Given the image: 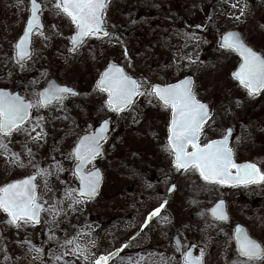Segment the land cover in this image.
Here are the masks:
<instances>
[{
  "label": "rangeland",
  "instance_id": "rangeland-1",
  "mask_svg": "<svg viewBox=\"0 0 264 264\" xmlns=\"http://www.w3.org/2000/svg\"><path fill=\"white\" fill-rule=\"evenodd\" d=\"M40 1L45 29L43 35L35 33L32 55L19 66L15 42L29 15V0H0V87L35 100L54 78L79 95H66L62 105L34 108L28 127L42 116V128L8 138L23 165L0 150V186L35 174L33 165L50 168L48 176L36 179L45 205L39 223L17 227L0 210V264H95L100 255L117 250L108 264H183L175 234L186 246L205 248L204 264H231L238 257L236 223L264 242V181L229 187L204 181L191 168L178 170L165 148L171 111L148 94L152 85L193 77L197 99L211 109L200 142L232 128L235 159L255 162L264 171V90L250 94L233 76L240 58L220 41L224 32L237 29L264 54V0H110L105 17L110 34L89 37L75 52L70 41L75 25L56 0ZM111 60L137 75L146 92L122 112L107 106V93L96 85ZM107 118L113 127L103 153L88 166L103 172L100 191L73 204L65 194L79 188L73 149L83 133ZM37 132L41 138L32 139ZM174 178L176 187L168 196ZM222 197L230 222L209 213ZM165 200L161 215L143 227ZM76 243L81 252H73Z\"/></svg>",
  "mask_w": 264,
  "mask_h": 264
},
{
  "label": "snow or ice",
  "instance_id": "snow-or-ice-1",
  "mask_svg": "<svg viewBox=\"0 0 264 264\" xmlns=\"http://www.w3.org/2000/svg\"><path fill=\"white\" fill-rule=\"evenodd\" d=\"M110 0H56V6L64 15L70 18L75 25L74 34L70 37L72 51L75 52L89 37L108 36L105 29V17ZM42 2L31 0L30 17L26 29L15 45L17 62L31 57V42L34 29L43 28L41 14ZM59 14V13H57ZM40 35L43 32L40 31ZM223 47L233 49L242 57L239 70L233 75L249 90L250 94H257L264 90V54L255 51L237 32H228L223 35ZM97 89L107 93V106L115 112H122L134 103L138 95L146 94L142 91L139 81L130 76L124 68L113 63L100 76ZM75 94L71 87L49 82L48 87L38 93L35 100L26 99L24 96L0 89V150L5 155L15 157L13 163L23 165L20 154L12 152L9 148V137L14 132L24 131L29 133L36 127L42 128V116H37V123L31 129L28 122L32 117L34 108H47L54 104L62 105L66 95ZM165 108L171 111L169 124L168 143L166 150L174 156L176 168L198 171L204 181L218 184L247 185L264 181V171L253 162L237 163L234 149L230 146L232 129H226L218 139L200 142V135L206 121L210 117L208 105L196 98L193 91L192 79L186 78L173 84H155L151 92ZM109 121L104 120L98 131H91L80 138L73 149L76 159L75 175L79 177L80 187L69 188L66 195L71 196L73 204L85 199L95 197L102 182V173L99 168H88L102 152V141L106 139ZM42 132H37L32 139H39ZM191 148V150H189ZM31 155V149L25 148ZM37 171L22 179L14 180L0 186V210L7 213L9 223L20 226L21 222L39 223L43 204L37 192L36 177L48 176L50 168H39ZM62 170V169H61ZM175 185L169 191H172ZM167 201L160 204L148 216V221L161 215V209ZM55 211V208L52 209ZM211 215L217 220H228L225 202L219 201L210 209ZM167 218H165V221ZM147 223V222H146ZM234 239L237 245L238 257L231 264H264V242L254 238L242 226L235 229ZM75 238L66 243H74ZM180 244L179 240L177 241ZM127 245H125L126 247ZM179 250V248H178ZM37 251H42L37 249ZM81 246L76 243L73 252H81ZM117 253L100 255L95 264H108L112 256ZM183 264H204L205 250L201 247L199 255H194L192 246L183 251ZM243 258V259H241ZM62 259V257H57ZM85 259L87 257L85 256ZM139 264V261H136Z\"/></svg>",
  "mask_w": 264,
  "mask_h": 264
},
{
  "label": "water",
  "instance_id": "water-1",
  "mask_svg": "<svg viewBox=\"0 0 264 264\" xmlns=\"http://www.w3.org/2000/svg\"><path fill=\"white\" fill-rule=\"evenodd\" d=\"M38 2H41L40 0H38ZM42 7H43V10H44V6H43V3H42ZM30 11H31V0H29V15H28V17H27V19H26V22H25V25H24V28H23V31H22V33L20 34V36L18 37V39L16 40V42H15V45H16V43H17V41L19 40V38L23 35V32L25 31V29H26V23H27V20H28V18L30 17ZM43 12V11H42ZM106 20V19H105ZM41 21H42V24H43V28L42 29H40V30H35L34 29V31H33V34H32V42H31V50L33 51V49H32V45H33V37H34V34L37 32V31H43L44 29H45V24H44V21H43V16H42V14H41ZM105 29H106V31L110 34V27H109V25H108V23L106 22L105 23ZM237 32V33H239L240 35H241V37L243 38V40L249 45V46H251L246 40H245V38L243 37V35L241 34V32L239 31V30H237V29H233V30H228V31H226V32H224L223 34H222V36H221V44H222V46H223V39H222V37H223V35H225V34H227L228 32ZM74 34V32L71 34V36ZM101 37H107V36H101ZM80 46H78V48H79ZM252 47V46H251ZM71 48H72V44H71ZM253 48V47H252ZM255 51H257L255 48H253ZM233 50V49H232ZM235 51V50H234ZM236 52V51H235ZM259 52V51H258ZM238 55H239V53L238 52H236ZM31 55H32V52H31ZM239 57H240V59H241V61H240V63L242 62V57L239 55ZM15 59H16V62H17V58H16V54H15ZM28 58H26L25 60H23V61H21V62H17V64L20 66V65H22V64H24L25 63V61L27 60ZM113 63H115L116 65H118V66H120V67H122V68H124V70L130 75V76H132L134 79H136L137 81H138V79H137V77L136 76H134L133 74H130L126 69H125V67L123 66V65H121V64H119L118 62H116V61H114V60H111V61H109V63L104 67V69L102 70V72H101V74L110 66V65H112ZM240 63L237 65V67L234 69V71H233V73H235L236 71H238L239 70V65H240ZM101 74H100V76H101ZM100 76L98 77V80H97V82L99 81V79H100ZM234 76V75H233ZM191 78L192 79V81H193V86H194V78L193 77H191V76H186V77H184L183 79H180V80H184V79H186V78ZM235 77V76H234ZM236 78V77H235ZM179 80V81H180ZM56 82V83H58V84H61V83H59L56 79H54V78H52V79H50L48 82H47V84H46V86L44 87V88H46V87H48V85H49V82ZM178 82V81H177ZM177 82H174V83H177ZM171 84H173V83H171ZM62 85H65V84H62ZM66 86H68V85H66ZM69 87V86H68ZM44 88H42L41 89V91L44 89ZM0 89H6L7 91H10V92H13V93H18V94H20V92L18 91V90H15V91H12L11 89H9V88H4V87H0ZM73 89V88H72ZM74 90V89H73ZM74 93H75V95L76 94H78V92L76 91V90H74ZM21 95V94H20ZM138 96H136L135 98H134V101H135V99L137 98ZM108 98V97H107ZM202 102V101H201ZM203 103H205V102H203ZM205 104H207V103H205ZM208 105V104H207ZM208 109H209V112H210V114H211V111H210V107H209V105H208ZM210 118V117H209ZM104 120H108L109 121V125H108V130H107V134H106V138H107V136H108V133H109V130H110V128H111V120L110 119H104ZM104 120H102L100 123H99V125L95 128V130L94 131H98L99 130V128L102 126V124H103V122H104ZM209 120V119H208ZM208 120L206 121V123L208 122ZM205 123V124H206ZM229 129V128H228ZM231 129V128H230ZM89 133V132H88ZM88 133H85V134H83V135H81L80 136V138L81 137H83L84 135H86V134H88ZM232 133H233V130H232ZM232 133H231V136H230V145H231V140H232ZM170 134V133H169ZM80 138H79V140H80ZM79 140H78V142H79ZM104 141V140H103ZM102 141V142H103ZM77 142V143H78ZM102 152H103V147H102ZM101 152V153H102ZM99 156V155H98ZM175 162V161H174ZM245 162H251V161H244V162H240V163H245ZM254 163V162H253ZM87 167H88V165H87ZM75 168H76V166H75ZM100 169V168H99ZM101 170V169H100ZM182 171H186V170H183V169H181ZM101 173H102V177H103V172H102V170H101ZM24 178V177H23ZM37 178V177H36ZM22 179V178H21ZM102 181H103V179H102ZM12 182V181H11ZM263 181H260V182H256V183H254V184H259V183H262ZM10 183V182H9ZM101 184H102V182H101ZM101 184H100V186H99V189H98V192H97V194L99 193V190H100V187H101ZM176 185L175 184V182L173 181V183L171 184V186H170V188H172V185ZM222 185H228V186H235L234 184H222ZM79 187H80V183H79ZM169 188V189H170ZM175 189V188H174ZM174 189L172 190V191H168V195H171L172 193H173V191H174ZM96 194V195H97ZM95 195V196H96ZM221 200H223L224 202H225V206H226V209H227V204H226V201H225V199H219V200H217L211 207H210V209L212 208V207H214L219 201H221ZM43 204V203H42ZM43 209H44V204H43ZM42 209V210H43ZM210 209H209V212H210ZM228 212V211H227ZM41 213H42V211H41ZM41 213H40V219H41ZM210 214H211V212H210ZM229 214V213H228ZM149 216V215H148ZM154 218V217H153ZM153 218H152V220H153ZM151 220V221H152ZM229 220V219H228ZM228 220H223V221H228ZM151 221H148V217H147V220H146V222H145V224H144V226L143 227H145V226H147ZM220 221H222V220H220ZM242 226V227H244L246 230H247V228L243 225V224H241V223H239V224H237L236 225V227L237 226ZM236 227H235V229H236ZM248 231V230H247ZM179 240V242H180V244L178 245V243H177V241ZM174 242H175V244H176V246H177V248H179V253L180 254H183V243L181 242V240H180V238H179V236L178 235H176L175 237H174ZM192 251H193V254L195 255V249H194V247H192ZM119 253V250H117V251H115L114 253ZM117 254H114L113 256H112V258L113 257H115ZM111 258V259H112ZM110 259V260H111ZM109 260V261H110ZM108 261V262H109Z\"/></svg>",
  "mask_w": 264,
  "mask_h": 264
},
{
  "label": "flooded vegetation",
  "instance_id": "flooded-vegetation-1",
  "mask_svg": "<svg viewBox=\"0 0 264 264\" xmlns=\"http://www.w3.org/2000/svg\"><path fill=\"white\" fill-rule=\"evenodd\" d=\"M12 91H14V90H12ZM70 96H74V95H70ZM27 99V98H26ZM111 120V119H110ZM112 127H113V123H112V121H111V128H110V131H109V134H110V132H111V130H112ZM93 130H95V128L93 129ZM92 130V131H93ZM91 132V131H90ZM87 133V132H86ZM109 136V135H108ZM108 138V137H107ZM232 138H233V135H232ZM167 140H168V137H167ZM231 144H232V140H231ZM103 150H104V148H103ZM189 150H191V148H189ZM236 161H237V163H240V162H242V161H239V160H237L236 159ZM21 179V178H20ZM15 180H17V179H15ZM14 181V180H13ZM174 182H175V184H176V181H175V178H174V180H173ZM11 182V181H10ZM7 183H9V182H7ZM7 183H5V184H7ZM3 186V185H2ZM239 186H241V185H239ZM230 187V186H229ZM232 187V186H231ZM222 198H224V197H222ZM225 199V198H224ZM225 201H226V203H227V200L225 199ZM227 210H228V204H227ZM163 212V209H161V213ZM210 213V212H209ZM228 213H229V210H228ZM148 216V215H147ZM147 216H146V220H147ZM156 218H158V217H155V218H153V220L151 221V222H153ZM230 219H231V215H230V213H229V220L228 221H222V222H230ZM145 220V221H146ZM150 222V223H151ZM237 224H239V223H236L235 224V226H234V235H235V227H236V225ZM242 224V223H241ZM244 225V224H243ZM245 226V225H244ZM246 228H247V226H245ZM247 230H248V228H247ZM248 232H249V230H248ZM249 234H250V232H249ZM176 235H178V234H175L174 236H173V242H174V237L176 236ZM251 235V234H250ZM179 236V235H178ZM179 238H180V240H181V242L183 243V241H182V239H181V237L179 236ZM175 243V242H174ZM176 245V244H175ZM188 246H192V247H194V249H195V255H199V251H200V249H201V247L202 246H200V244H196V243H192V244H190V245H188ZM188 246H186V244H184L183 243V251L184 250H186L187 249V247ZM177 247V246H176ZM204 248V247H203ZM178 249V248H177ZM204 250H205V248H204ZM178 253H179V250H178ZM179 255H181L180 253H179Z\"/></svg>",
  "mask_w": 264,
  "mask_h": 264
},
{
  "label": "trees",
  "instance_id": "trees-1",
  "mask_svg": "<svg viewBox=\"0 0 264 264\" xmlns=\"http://www.w3.org/2000/svg\"><path fill=\"white\" fill-rule=\"evenodd\" d=\"M124 66H125V68L128 70L127 66H126V65H124Z\"/></svg>",
  "mask_w": 264,
  "mask_h": 264
}]
</instances>
